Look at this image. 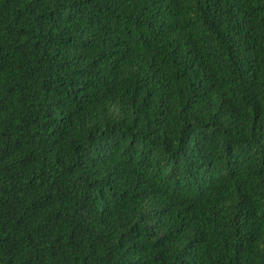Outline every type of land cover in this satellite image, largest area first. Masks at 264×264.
<instances>
[{"label":"trees","instance_id":"16d2710c","mask_svg":"<svg viewBox=\"0 0 264 264\" xmlns=\"http://www.w3.org/2000/svg\"><path fill=\"white\" fill-rule=\"evenodd\" d=\"M0 264H264V0H0Z\"/></svg>","mask_w":264,"mask_h":264}]
</instances>
